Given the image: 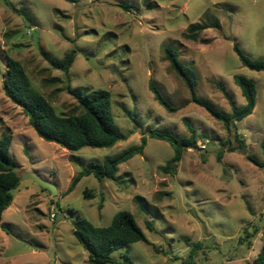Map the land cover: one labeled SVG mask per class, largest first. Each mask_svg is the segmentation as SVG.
I'll return each instance as SVG.
<instances>
[{"label": "rangeland", "instance_id": "374dc122", "mask_svg": "<svg viewBox=\"0 0 264 264\" xmlns=\"http://www.w3.org/2000/svg\"><path fill=\"white\" fill-rule=\"evenodd\" d=\"M10 2L13 9L0 0V138L11 137L19 175L36 173L57 194L20 179L0 220L9 230L0 227V264H90L72 221L81 217L107 227L120 211L134 215L152 244L129 245L133 264H254L264 240V167L248 156L264 164V71L243 67L233 45L264 60V0ZM214 20L219 29L203 30L197 41L185 38L190 25ZM166 47L196 72L197 95L226 114L232 105H245L234 76L253 79L252 115L227 130L192 101L165 59ZM72 49L75 60L68 73L47 61L62 60ZM8 58L20 62L59 115L78 113L68 87L108 91L123 139L110 148L68 151L38 137L3 92ZM150 80L175 112L158 104ZM187 124L195 129L197 144L184 152L175 174L162 171L174 154L170 145L148 139L142 155L119 165L121 182L88 176L67 194L90 161L102 163L138 146L150 128L188 138ZM238 140L244 150L229 152ZM196 243L200 246L190 256ZM121 253L113 254L118 262Z\"/></svg>", "mask_w": 264, "mask_h": 264}, {"label": "trees", "instance_id": "16d2710c", "mask_svg": "<svg viewBox=\"0 0 264 264\" xmlns=\"http://www.w3.org/2000/svg\"><path fill=\"white\" fill-rule=\"evenodd\" d=\"M65 1L76 2V0ZM4 2L13 9L10 0H4ZM207 28L219 29L220 23L214 20L209 23L192 24L188 27L185 38L197 41L199 34ZM233 50L243 67L256 72L264 71V60L250 58L237 43H234ZM164 56L170 63L172 70L188 88L192 101L203 107L214 119L221 122L227 130H230L237 122H241L252 115L257 96L256 84L253 79L243 75L234 76V82L241 90L245 105L242 108H236L232 105L231 113L226 114L197 95L195 89L196 72L191 66H187L180 61L178 51L166 47ZM74 60V49L66 53L62 60L47 58L54 69L64 73L69 72ZM6 65L7 70L3 74L2 80L3 92L12 103L22 109L30 126L38 137L44 141L55 143L68 151H78L82 148H110L123 139L113 121L112 97L108 91H79L68 87V93L76 101L78 113L59 115L51 103L32 86L30 78L20 62L8 58ZM149 90L159 105L169 112H175L171 103L152 80L149 81ZM187 127L190 132L188 138H179L172 131L150 128L147 130V135L142 136L138 146L130 147L115 156L106 157L102 163L90 161L72 179L67 194L72 192L75 186L88 176H93L98 181L108 179L121 182V178L118 176L119 165L126 163L135 156L142 155L148 139L164 141L170 145L174 154L162 168V171L175 174V169L181 162L184 152L195 148L197 144L195 129L188 124ZM238 143V147H229V152L244 150L243 141L238 140ZM10 146L11 137L3 135L0 138V220L3 212L11 206L13 192L18 188L21 179L16 171L17 163L10 154ZM223 154L224 152L220 151L218 159H221ZM248 160L259 167H264V164L253 157L248 156ZM72 226L75 238L88 253L90 264H133L128 251L129 245L143 242L152 246L138 225L136 218L129 211L116 213L111 224L107 227L95 226L89 220L81 217L74 219ZM0 227L3 231H9L5 224H1ZM147 228L153 230L150 223H147ZM199 246L197 243L192 246L190 256ZM120 251H122L121 261L118 262L114 259L113 254ZM254 264H264V240Z\"/></svg>", "mask_w": 264, "mask_h": 264}, {"label": "water", "instance_id": "95a60500", "mask_svg": "<svg viewBox=\"0 0 264 264\" xmlns=\"http://www.w3.org/2000/svg\"><path fill=\"white\" fill-rule=\"evenodd\" d=\"M21 179H30L33 182H35L37 185H39L42 189L48 190L52 195L57 194V188L43 179H41L36 173H20Z\"/></svg>", "mask_w": 264, "mask_h": 264}]
</instances>
